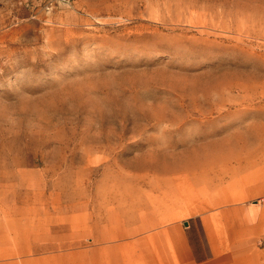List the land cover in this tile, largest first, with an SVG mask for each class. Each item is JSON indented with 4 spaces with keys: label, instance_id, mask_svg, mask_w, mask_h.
<instances>
[{
    "label": "rangeland",
    "instance_id": "374dc122",
    "mask_svg": "<svg viewBox=\"0 0 264 264\" xmlns=\"http://www.w3.org/2000/svg\"><path fill=\"white\" fill-rule=\"evenodd\" d=\"M262 159L264 0H0V264H96Z\"/></svg>",
    "mask_w": 264,
    "mask_h": 264
},
{
    "label": "crops",
    "instance_id": "0c3cea01",
    "mask_svg": "<svg viewBox=\"0 0 264 264\" xmlns=\"http://www.w3.org/2000/svg\"><path fill=\"white\" fill-rule=\"evenodd\" d=\"M251 168L248 187L235 194L220 188L194 201L191 213L184 218H177L175 196L160 205L153 203L146 216L105 238L118 241L100 242L93 262L264 264V159ZM189 193L183 192L181 199Z\"/></svg>",
    "mask_w": 264,
    "mask_h": 264
},
{
    "label": "bare ground",
    "instance_id": "6f19581e",
    "mask_svg": "<svg viewBox=\"0 0 264 264\" xmlns=\"http://www.w3.org/2000/svg\"><path fill=\"white\" fill-rule=\"evenodd\" d=\"M177 166H174V169L176 168ZM193 167V166H192Z\"/></svg>",
    "mask_w": 264,
    "mask_h": 264
}]
</instances>
